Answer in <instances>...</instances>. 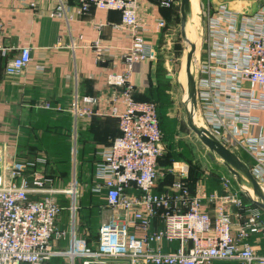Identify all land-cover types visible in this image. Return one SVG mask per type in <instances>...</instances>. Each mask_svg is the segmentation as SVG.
<instances>
[{
	"label": "built area",
	"instance_id": "built-area-1",
	"mask_svg": "<svg viewBox=\"0 0 264 264\" xmlns=\"http://www.w3.org/2000/svg\"><path fill=\"white\" fill-rule=\"evenodd\" d=\"M58 1L55 17L62 19V0ZM77 1L79 14L91 8L120 13L121 23L115 28L130 37L122 55L125 70L107 75V91L101 96L76 97L69 110L75 123L93 117L119 121L120 136L98 153L95 165V192L105 193L113 216L102 224L95 248L89 249L77 240L74 227L67 232L58 224L66 210L60 197L71 198L67 210L77 211V180L73 178L68 189L57 188L43 172L32 170L34 163H21L6 145L0 146V264H49L55 259L64 264H264V213L245 198L226 170L217 174L219 190L209 191L206 173L192 193L187 185L189 165L174 162L169 173L176 181L158 191L159 160L166 153L158 106L137 101L133 82L135 66L158 58L145 39L142 0ZM156 1L160 8L170 9L180 0ZM238 18L239 13L224 4L206 16L205 57L196 70L199 124L245 159L264 188V125L258 115H264V7L244 16L240 25ZM156 29L165 31L166 21L157 19ZM3 31L0 21L6 74L21 76L31 66V49L22 47L12 55ZM42 108L61 111L50 104ZM65 241L67 250L56 247Z\"/></svg>",
	"mask_w": 264,
	"mask_h": 264
},
{
	"label": "crops",
	"instance_id": "crops-1",
	"mask_svg": "<svg viewBox=\"0 0 264 264\" xmlns=\"http://www.w3.org/2000/svg\"><path fill=\"white\" fill-rule=\"evenodd\" d=\"M212 1L213 13L223 4L237 11L239 25L244 16L253 15L264 7V0ZM61 4L65 15L62 19L55 17L58 0H0V21L4 25L6 46L13 50L14 56L19 48L29 47L32 58L31 66L24 74L12 77L6 74V59L0 56V146L6 145L7 152L15 155L19 162L34 163L33 171L43 172L44 175L47 171L52 172L47 157L40 155L33 158V154L43 150L42 145L38 147L39 141L35 136L44 135L47 127L41 116L44 113L56 116L55 123L58 121L59 125L55 139L58 141L57 135L63 134L59 141L62 146L68 147L70 154L68 175L62 177L59 174L60 178L53 179L54 185L68 189L75 178L81 191L75 212L67 210L72 205L71 198H59L60 205L66 210L59 216L58 224L67 232L74 227L77 240L88 247V244L95 247L102 224L113 216L106 206L105 193L95 192L98 184L95 165L100 161L98 153L120 136L119 121L111 117H93L75 123L69 110L76 97L101 96L107 91V75L125 70L122 55L130 46V37L128 33L115 28L121 23L118 12L91 8L87 14H79L77 0H62ZM209 4L210 0H200V10L208 14V8L210 13ZM181 17V0L179 5L170 9L160 8L156 0H142L140 18L147 25L146 42L159 53L166 30L169 26L174 27L173 24H181ZM157 19L166 21L165 31L156 29ZM99 25L102 26L100 30L96 28ZM204 49L201 51L202 58L205 57ZM154 67V62H151L134 68L135 98L139 102H144L151 90L158 91L160 95L158 81L155 83V78L158 80L156 73L153 77ZM43 104H50L61 111H48L42 108ZM258 115L264 125V115ZM33 126L35 129H32ZM163 135L165 141V132ZM188 137L191 140L190 135ZM164 144L167 150V144ZM40 158L46 162L37 163ZM75 158L76 164L73 162ZM215 189L214 185L209 184L210 192ZM158 191H161V187ZM79 213L86 214L87 219L83 220ZM91 220L98 227L90 241L81 227L83 221L86 224ZM56 247L67 250L68 241L60 242ZM260 254H264V244L261 245Z\"/></svg>",
	"mask_w": 264,
	"mask_h": 264
},
{
	"label": "rangeland",
	"instance_id": "rangeland-1",
	"mask_svg": "<svg viewBox=\"0 0 264 264\" xmlns=\"http://www.w3.org/2000/svg\"><path fill=\"white\" fill-rule=\"evenodd\" d=\"M205 1V0H204ZM196 5V10L193 9V33L194 38H192V35L189 33L188 38L190 41H192L196 45V53L193 57V67L195 70L201 68L202 64V57H201V51L205 48V37H204V31L206 30V23L207 19L206 16L208 14H205L202 9V6L200 5V0H194ZM210 15L213 14L212 6L213 1L210 0ZM209 13V9H206ZM174 27L169 26L166 30V34L164 36V41L160 47L158 58L156 62H154V69H153V77L155 76L154 73H156L158 80L155 78V83L158 81V89L161 93V107L160 111L162 112V122L165 129V138H166V144H174L178 148V152L182 153L186 149V146H188V151L186 152L189 159L192 160L194 163L200 164V166L204 167L203 173L206 175V173L209 174H221L223 171L226 172L223 168L222 164L216 160H210L208 157V151L205 149L202 144L195 138L194 135L189 133V129L187 130L188 134L191 137H188L189 135L185 130H183L182 127L186 125V117H185V111L182 108L183 100H185L186 95V87L183 82V75L184 70L186 66V52L188 45L185 44V42L181 38L180 33V22L179 24H173ZM152 77V79H153ZM146 102V101H144ZM197 119L198 123L201 124V120L199 118L198 112H197ZM46 143L52 141L51 135L45 134L42 136ZM62 139L63 134L57 135V139ZM58 139V140H59ZM186 144V146L183 145ZM71 143V141H70ZM43 151L47 156L51 157L52 159H58L57 154H54V151L52 148H50L47 145L43 144ZM68 154V153H67ZM76 157H77V150H76ZM76 158H75V164H76ZM187 164L188 161L186 162ZM164 172L161 168V175L162 178ZM80 217H82L83 220H86V214L79 213ZM81 219V218H80ZM101 220V218H100ZM93 222V223H92ZM94 221H90L89 223L84 224V221L82 223L83 232L86 234V239L91 241V237L94 235V233L97 231L95 230L96 227H98V224L95 226ZM93 247V246H92ZM92 247H89V249H92ZM218 263V262H217ZM111 264H125V263H117L113 262ZM215 264V263H214ZM230 264H237V263H230Z\"/></svg>",
	"mask_w": 264,
	"mask_h": 264
},
{
	"label": "water",
	"instance_id": "water-1",
	"mask_svg": "<svg viewBox=\"0 0 264 264\" xmlns=\"http://www.w3.org/2000/svg\"><path fill=\"white\" fill-rule=\"evenodd\" d=\"M181 15V38L188 45L185 66L186 98L182 103V108L185 111L186 126L202 146L207 149L208 157L212 161L217 158L235 181L245 198L264 213V188L254 178L248 165L198 123L196 75L193 67L196 45L188 38L193 26L192 0H181Z\"/></svg>",
	"mask_w": 264,
	"mask_h": 264
},
{
	"label": "trees",
	"instance_id": "trees-1",
	"mask_svg": "<svg viewBox=\"0 0 264 264\" xmlns=\"http://www.w3.org/2000/svg\"><path fill=\"white\" fill-rule=\"evenodd\" d=\"M136 95V93H135ZM159 96V97H158ZM158 98V99H157ZM146 102L148 103H154L158 106V117H159V121H160V127L161 130L163 132H165L164 129V125L162 122V113L160 111V106H161V93L160 95H158V91L155 90H151L149 92V95L147 96V98L145 99ZM42 120L44 122L47 123V127L44 130V135L47 133L49 135H51L52 141L47 142L46 140L42 137V136H37V131L35 132L34 130H32L33 133H35L39 143H38V147L39 145H47L50 148H52V150L54 151V154H57L58 159H52L51 157L47 156V154H45V152L42 151H37L35 152V154H33V158L39 157L40 155H43L44 157H47V161H48V165H50L53 169L52 172L47 171L45 174V177L47 179H51V180H55L57 178H60L58 175L61 174L62 177L63 176H67L68 175V170H69V150L68 147L66 148L65 146H62V143L58 140L55 139V132L58 129V121L57 123H55L56 120V116L53 114L48 115V113H44L41 116ZM102 119V118H101ZM59 120V119H58ZM50 123V124H49ZM32 127V126H30ZM183 130L187 131L188 128L185 125L184 127H182ZM32 129H35V126H33ZM40 131V129L38 130ZM116 139V138H115ZM166 138H165V143L166 142ZM114 142V140L111 142V144ZM182 143V142H181ZM111 144L108 146L110 147ZM183 144V143H182ZM186 146V144H183ZM55 147V148H54ZM44 149V148H43ZM188 151V146H186V149L184 150V152L180 153L178 152V148L174 145V144H167V150L166 153L160 158L159 160V167L160 170L162 168V171L164 172L163 176L164 178L161 179L160 181V187H161V191H164V188H167L169 186H171L175 181V177H173L170 173H169V169L171 168L172 164L176 161H184L187 162L188 161V165L190 167V178L189 181H187V185L190 191H192V193L195 192V188L197 185H199L200 183H202V180L204 179L205 174L203 173L204 167L200 166V164L198 163H194L192 162L191 159L188 158L189 155L186 154V152ZM68 153V154H67ZM211 160V159H210ZM245 161V159H243ZM20 161V160H18ZM246 162V161H245ZM54 165L56 167H54ZM49 167V166H48ZM56 168V169H54ZM208 184H212L214 185V187L219 190L220 186H219V175L215 174H210L209 175V180H208ZM83 209V206H82ZM84 209H87V207L84 206ZM93 239V236L91 237V240ZM89 247L91 246L90 244H88ZM92 247V246H91ZM95 247H92V249H94ZM231 262H218L215 264H230ZM49 264H64L63 260L61 259H55L52 262H50Z\"/></svg>",
	"mask_w": 264,
	"mask_h": 264
},
{
	"label": "bare ground",
	"instance_id": "bare-ground-1",
	"mask_svg": "<svg viewBox=\"0 0 264 264\" xmlns=\"http://www.w3.org/2000/svg\"><path fill=\"white\" fill-rule=\"evenodd\" d=\"M192 8L196 10V5H195L194 0H192ZM193 30H194V28L192 27V28H191V33L189 32V33L192 35V38H194V37H193V36H194ZM191 42H192V41H191ZM183 82H184V84H185V70H184V75H183Z\"/></svg>",
	"mask_w": 264,
	"mask_h": 264
}]
</instances>
